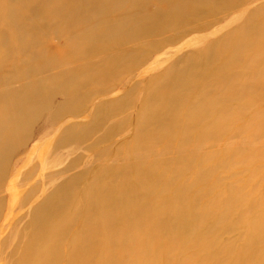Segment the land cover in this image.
I'll return each mask as SVG.
<instances>
[{
  "label": "bare ground",
  "instance_id": "obj_1",
  "mask_svg": "<svg viewBox=\"0 0 264 264\" xmlns=\"http://www.w3.org/2000/svg\"><path fill=\"white\" fill-rule=\"evenodd\" d=\"M242 1L0 0V264H264L219 247L240 223L264 248L225 180L264 131V4Z\"/></svg>",
  "mask_w": 264,
  "mask_h": 264
},
{
  "label": "rangeland",
  "instance_id": "obj_2",
  "mask_svg": "<svg viewBox=\"0 0 264 264\" xmlns=\"http://www.w3.org/2000/svg\"><path fill=\"white\" fill-rule=\"evenodd\" d=\"M262 4H264V0H252V2H245L242 1L240 2V4L238 5V7L234 10H240V12L246 11L248 7H253V6H261ZM246 13V12H245ZM220 15H217V17ZM4 22L0 21V25H2ZM177 38H175L174 43H178L181 38L179 36H176ZM85 60H88V57H85ZM155 66H153L152 68H154ZM242 102V100L240 99H235L230 101V104L233 107L238 106L240 103ZM253 104V105H252ZM252 105V106H251ZM256 101H253V103L249 104V102H247V106L245 107V111L247 112L246 114H251L252 111H254V108L256 106ZM252 110V111H251ZM91 121H85L84 120V124L87 127L91 126ZM90 123V124H89ZM118 138H108V139H103L100 140L98 142H96L95 144L90 145V149L94 150V151H99V150H109L112 151L115 148H117V143H120L119 141H117ZM121 142L123 141H131L132 137L129 134H125V135H121ZM243 139V135H241L240 133H234L232 130H228L225 134V137L221 140V144L223 146H229V145H233L236 148L238 146H240V143L242 142ZM207 143L204 144L203 146L199 147L198 149H189L188 150V154L189 155H193L194 153L197 152H201V153H205L209 150V148L214 149L216 146V142L214 140H207ZM212 145V146H211ZM217 148V147H216ZM240 148V147H238ZM245 149V152L247 153L246 155L248 156L247 158H245V160L240 159V163H238V159L236 160V158H238L239 156H234V163L237 164H230V166L228 165L227 168L235 170V171H230V175H225V180H229L228 177L230 178V182L233 184L232 186L235 187H243L246 191L242 194L244 197H247L246 200L250 201V204H252V202H254L251 206L250 209L246 210L245 212L241 211L239 208V211L241 212V214H243V218L244 219H254L256 216V221H258L260 219V216H257L259 214V212L264 210V203L262 202L261 198L259 197L260 194L264 193V131L262 133H260L258 135V137H256L255 141L247 146L244 147L243 150ZM173 152L171 149H163L161 151H158L159 154H167ZM245 155V154H244ZM243 152L240 151V157H244ZM232 156H230L231 159H229L228 157V161L232 160L233 158ZM101 157V158H100ZM119 157H117L118 159ZM91 159H93L94 161H92ZM89 160L90 164L87 163V165L82 168V172H84V176L83 177H87L90 176L94 169L96 167H98L99 165L102 164H107L110 165L112 164V161L115 162V158H112L110 156H108V154H105L103 156H99L96 158H92ZM113 159V160H112ZM247 159V160H246ZM243 161V162H242ZM94 162V163H91ZM113 162V163H114ZM231 161H229L230 163ZM233 163V162H231ZM89 164V165H88ZM94 166V167H93ZM253 167V169H252ZM84 169V170H83ZM222 172L225 170L221 169ZM251 170H255L254 172H252ZM229 172V171H228ZM236 172V173H235ZM47 186V185H46ZM253 190V191H252ZM243 208H245L243 206ZM244 222L242 221V224ZM262 233V231H261ZM255 234L257 235V233H254V231L252 230L251 232H247V229L241 225L240 223L238 224V226H234L233 229H231L230 231H228V233L224 234L221 236L220 239V244L219 247L222 245L228 246L229 248H231V250L236 249L240 252V249H242L243 251L248 249V245H249V249L253 250L254 248L256 249L254 251V256L251 255H247L245 257V261L246 262H256L257 260V255L264 250V248L261 245L258 244H254L255 241H257V238L254 240H251V243H247L248 238H253L255 237ZM247 238V240L245 241V239ZM245 245V246H244ZM218 245H216L212 250L209 251L207 255V258H216L217 255V251L219 249V247L217 248ZM257 246V247H256ZM214 251V252H213ZM216 253V254H215ZM227 256L229 255H224V258L219 257L220 262L219 264H227L228 263V259ZM223 259V260H222Z\"/></svg>",
  "mask_w": 264,
  "mask_h": 264
}]
</instances>
